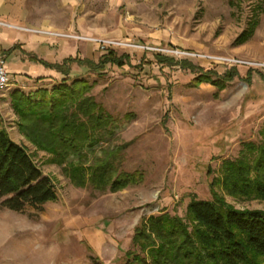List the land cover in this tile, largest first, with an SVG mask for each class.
<instances>
[{
	"label": "rangeland",
	"instance_id": "1",
	"mask_svg": "<svg viewBox=\"0 0 264 264\" xmlns=\"http://www.w3.org/2000/svg\"><path fill=\"white\" fill-rule=\"evenodd\" d=\"M259 3L260 23L241 42ZM0 30L12 35L0 41L7 68L30 64L31 55L61 62L76 55L98 61L108 49L127 54L130 62L122 67L93 72L75 64L72 76L93 83L92 94L114 116L129 115L108 142L130 143L124 168L145 174L142 183L117 192L75 186L20 133L10 98L15 89L30 94L63 75L39 81L8 68L11 85L0 99V123L55 181L58 198L22 211L0 202L11 226L0 241V264H21L3 253L11 239L45 248L40 264H128L125 254L143 219L161 211L183 216L192 194L211 199L209 183L223 160L260 138L264 0H0ZM156 53L176 64H159ZM185 61L189 68L180 64ZM233 67L238 75L222 90L195 84L203 69L222 75ZM226 199L237 209H264L263 200Z\"/></svg>",
	"mask_w": 264,
	"mask_h": 264
},
{
	"label": "trees",
	"instance_id": "2",
	"mask_svg": "<svg viewBox=\"0 0 264 264\" xmlns=\"http://www.w3.org/2000/svg\"><path fill=\"white\" fill-rule=\"evenodd\" d=\"M262 9L259 3L241 42L253 35ZM129 59L114 49L106 50L98 61L76 55L53 63L31 55V60L63 78L30 94L21 89L10 93L20 133L49 154V161L60 166L77 187L90 185L100 192H117L145 180L143 171L124 168L130 143L108 142L126 126L124 118L129 115L114 116L92 94L93 83L72 76L75 64L98 72L109 64L122 67ZM155 59L159 64H176L161 53ZM180 64L191 65L189 61ZM237 75L236 67L222 75L203 69L195 84L210 82L222 90ZM259 135L258 141L244 142L236 158L223 160L219 175L209 183L211 199L192 194L183 216L161 211L143 219L135 229L133 248L125 254L128 264H264V209H237L226 199L229 195L264 201V125ZM208 173L212 174L210 166ZM57 198L55 181L0 123L1 204L22 211Z\"/></svg>",
	"mask_w": 264,
	"mask_h": 264
},
{
	"label": "bare ground",
	"instance_id": "3",
	"mask_svg": "<svg viewBox=\"0 0 264 264\" xmlns=\"http://www.w3.org/2000/svg\"><path fill=\"white\" fill-rule=\"evenodd\" d=\"M4 38L6 39L7 35H4ZM10 227V218L0 213V241ZM46 252L45 248H36L33 243L27 240L11 239L3 246V253L21 264H40L45 260Z\"/></svg>",
	"mask_w": 264,
	"mask_h": 264
},
{
	"label": "crops",
	"instance_id": "4",
	"mask_svg": "<svg viewBox=\"0 0 264 264\" xmlns=\"http://www.w3.org/2000/svg\"><path fill=\"white\" fill-rule=\"evenodd\" d=\"M4 35H7V38H4ZM12 37L11 33L7 31L0 30V41H9ZM37 56V55H36ZM41 59H44L40 56H38ZM46 60V59H44ZM48 60V59H47ZM32 62L23 63L21 65H9L8 68L11 72L20 73L23 72L24 74L28 76H35L36 78L44 77V78H57V71L54 69L46 68L43 64L40 62H35L33 60H30ZM49 62H57V60L50 61ZM6 96V95H5ZM1 112V111H0Z\"/></svg>",
	"mask_w": 264,
	"mask_h": 264
},
{
	"label": "built area",
	"instance_id": "5",
	"mask_svg": "<svg viewBox=\"0 0 264 264\" xmlns=\"http://www.w3.org/2000/svg\"><path fill=\"white\" fill-rule=\"evenodd\" d=\"M37 32L40 33H49V34H53V35H60L62 36V34L57 33V32H47V31H42V30H36ZM68 36V35H67ZM72 36V35H69ZM10 75H9V71L7 68V61L5 59V57L3 55L0 54V99L5 96L6 91L8 90V88L10 87Z\"/></svg>",
	"mask_w": 264,
	"mask_h": 264
}]
</instances>
